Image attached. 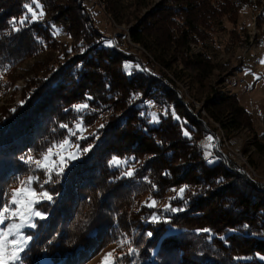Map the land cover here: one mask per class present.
Instances as JSON below:
<instances>
[{
  "label": "trees",
  "instance_id": "trees-1",
  "mask_svg": "<svg viewBox=\"0 0 264 264\" xmlns=\"http://www.w3.org/2000/svg\"><path fill=\"white\" fill-rule=\"evenodd\" d=\"M28 2L0 3V72L4 76L26 57H38L54 49L58 41L52 33L66 29L50 16L48 1L39 0L43 18L26 22L19 32H12L10 21L26 14L23 5ZM242 2L178 0L179 7L172 8L179 12L180 20L162 16L159 26H165V38L161 36L165 41L156 39L161 46L179 50L176 55L187 60L196 73L205 71L212 59L203 53L191 57L188 46L205 41L212 24L222 17L232 19L243 5L252 7ZM89 29L83 36L88 46L81 55L72 56L75 62L71 64L61 56L53 76L42 78L24 103L14 106V112L8 109L0 120L2 191L17 176L28 174L20 156L29 150L38 154L67 135V130L59 127L61 123L71 125L81 117L84 126L90 127L105 113L109 116L95 137L81 143L82 149L92 145L82 160L65 170L58 183L45 185L54 200L38 205L47 213V219L38 221L37 229L26 231L34 239L22 254L23 264H85L118 237L132 242L139 264H264V189L246 181L227 163L205 164L194 144L200 135V124L183 112L176 94L142 66L126 71L124 65L137 60L103 45L105 35ZM149 31L135 27L130 39L146 47ZM54 76L53 81L50 78ZM219 100L212 105L209 117L219 123L228 115V124L237 128L235 118L248 113L240 109L234 97ZM78 103H87L89 108L77 113L72 105ZM152 104L166 109L164 114L156 113L155 121L146 111V106ZM173 112L179 119L173 118ZM112 118H116L115 123ZM185 130L188 136L183 134ZM191 152H195L192 159L196 155L199 162H186L178 178L173 160L175 156L184 160ZM113 156L133 159L129 163L135 165L134 176L124 177L122 167H110ZM231 178L242 179L244 186L260 194H248L234 182L220 188ZM184 186L187 188L183 197H177L172 190ZM228 189L236 193L227 201L234 211L226 209L222 200ZM204 190L209 192L206 197ZM149 197L158 201L156 208L145 206ZM171 197L176 198L170 200ZM213 198L222 202L213 204ZM165 201L184 210L163 212ZM154 212L169 222H148ZM205 228L210 232L197 231Z\"/></svg>",
  "mask_w": 264,
  "mask_h": 264
},
{
  "label": "rangeland",
  "instance_id": "rangeland-1",
  "mask_svg": "<svg viewBox=\"0 0 264 264\" xmlns=\"http://www.w3.org/2000/svg\"><path fill=\"white\" fill-rule=\"evenodd\" d=\"M5 1L13 3L15 0H0V3ZM47 1L50 16L57 19L66 29L56 30L59 34L55 35L58 43L54 49L38 57H26L8 76L0 72V120L8 109L13 108L20 101H25L32 89L41 84L42 78L53 76L55 68L60 66L61 56H64V59L71 64L75 62L72 56L81 55L85 51L88 43L83 41V36L88 34V28L91 27V30L89 29L91 33L98 32L105 35L106 40L103 45H109L107 42L112 41L109 46L137 60L126 63L129 65L126 71L129 72L132 68L139 70L142 66L157 78H161L168 90L176 94L183 112L200 124L201 128L198 132L200 135L194 144L205 164L227 163V167L237 170L236 172L246 181L264 189V64L260 63V60L264 58V0H242L243 4L250 3L252 7L243 5L232 19L227 16L222 17L212 24L211 30L205 35V41L199 45L194 43L188 46V54L191 57L203 53L212 59L210 68L205 71L200 69L198 73L188 66L187 60L176 55L179 50L160 44L161 41H165V26H159L162 16H167L170 20H180L179 12H175L176 10L172 8L176 5L179 7L178 0ZM140 26L150 30L146 47L134 44L130 39V34L135 27ZM188 61L191 60L188 59ZM112 69L115 70L114 67ZM205 75L207 78H202ZM254 76L259 79H255ZM50 79L54 81L56 76ZM222 97H234L240 109L249 114L235 118L234 122L237 124H233L237 128H232L228 124L230 121L228 115L224 119L220 118L224 122L219 123L213 121L208 115L212 105L219 102ZM165 110L162 106L155 104L146 106L147 114L152 119L153 114H164ZM108 117L105 113L90 127L84 126L83 136L86 139L95 137L100 126L106 125ZM112 120L116 122V118ZM208 136L213 137L211 141L213 146L206 149L204 145L208 143L206 140ZM86 139L77 140L76 137H71L73 144H78L81 149V143ZM206 152L210 153L207 157ZM194 153L191 152L190 157L186 155L187 157L185 156L186 158L181 161L178 156H175L174 170L178 178L182 177L181 169L186 162H193V164L199 162L198 159L196 160V155L192 159ZM84 154L72 161L65 170L82 160ZM127 160L131 162L133 159ZM209 160L212 162L209 163ZM129 166L135 169L133 163L120 167L124 172ZM237 180L227 179L220 188L234 182L240 190L247 189L248 194L252 193L256 196L260 194V191L254 192L251 188L244 186L242 179ZM176 189L178 190L179 187ZM216 189H210V191ZM204 192L206 197L209 192L205 190ZM233 194L236 193L228 189L222 199L225 201L224 207L231 211L234 210L227 201L230 202ZM212 202L218 204L222 201L213 198ZM27 230L32 229H25V233ZM121 239L123 237H118L116 241ZM115 247L116 244L113 243L101 249L85 264H100L103 254ZM126 248L117 249L118 253L121 251L124 253L121 264H132V261L139 264L136 256H127Z\"/></svg>",
  "mask_w": 264,
  "mask_h": 264
},
{
  "label": "snow or ice",
  "instance_id": "snow-or-ice-1",
  "mask_svg": "<svg viewBox=\"0 0 264 264\" xmlns=\"http://www.w3.org/2000/svg\"><path fill=\"white\" fill-rule=\"evenodd\" d=\"M23 7L27 10L26 14L21 16L19 20L13 18L10 21L12 25V32H19L25 23H31L36 20L42 19L44 16L43 5L39 0H30L25 3ZM54 35L59 32H54ZM109 45L112 41L107 42ZM261 64H264V58L260 60ZM125 69L129 68L128 64L124 65ZM147 71V69H144ZM7 71V68L4 69ZM255 79L259 77L254 76ZM91 99V97H88ZM23 104L24 101H20ZM89 108L87 103H78L72 105V109L77 113H82ZM16 109H10L15 111ZM174 119H179L175 112L172 113ZM153 120H156L155 114H153ZM61 129L67 130V135L59 141H53L48 147L40 151L38 154H33L29 150L25 155L19 157L20 161L27 166L28 174L26 176H17L13 184L8 185L7 188L0 191V264H23L22 254L29 248L30 242L34 239V235L26 234L25 229H37L38 221H44L47 219V213L39 210L38 205L47 201L52 202L54 195L45 188V185L55 184L59 182V178L64 174L65 169L68 165L79 159V156L84 153H88L92 145H88L83 149L78 144H73L71 137H76L77 140L86 139L83 136L85 131L83 119L78 117L73 126L61 123L59 125ZM100 127H103L101 125ZM55 130V129H54ZM188 136L189 133L185 131L183 133ZM95 135V134H93ZM208 141L204 145L206 149L211 148L213 145L211 141L213 137H206ZM74 149V150H72ZM206 157L210 153H205ZM212 161L209 160V163ZM127 159L121 160L118 157L113 156L109 161L110 167H120L128 164ZM135 174V169L131 166L125 170L122 175L124 177H132ZM148 181V178H144ZM151 183L150 181H148ZM152 188L155 189V184H152ZM187 186L181 187L178 190L173 189L176 192L177 197H183ZM176 197H171L175 199ZM145 206L148 208H156L158 201L149 197L148 201L145 202ZM183 208L172 207L170 203L163 205V212L176 213L183 211ZM148 222L156 223H168V219L161 214L152 213L147 218ZM247 227V225H245ZM198 232H210L209 229H199ZM149 237L152 233H147ZM116 247L111 251L103 254L100 260V264H121L123 251L117 252V249L123 250L127 246V255L131 256L137 252V249L132 246V242L124 237L121 240L114 241ZM132 264H136L132 261Z\"/></svg>",
  "mask_w": 264,
  "mask_h": 264
},
{
  "label": "built area",
  "instance_id": "built-area-1",
  "mask_svg": "<svg viewBox=\"0 0 264 264\" xmlns=\"http://www.w3.org/2000/svg\"><path fill=\"white\" fill-rule=\"evenodd\" d=\"M215 147H216V145H215Z\"/></svg>",
  "mask_w": 264,
  "mask_h": 264
}]
</instances>
